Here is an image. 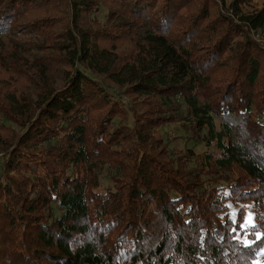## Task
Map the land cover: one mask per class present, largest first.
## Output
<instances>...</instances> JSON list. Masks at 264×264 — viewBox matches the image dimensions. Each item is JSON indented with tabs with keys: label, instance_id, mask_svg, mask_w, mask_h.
<instances>
[{
	"label": "trees",
	"instance_id": "1",
	"mask_svg": "<svg viewBox=\"0 0 264 264\" xmlns=\"http://www.w3.org/2000/svg\"><path fill=\"white\" fill-rule=\"evenodd\" d=\"M51 1L0 0V33L41 34L51 43L35 46L55 52L33 56L35 46L20 43L0 55V82L22 76L26 83L17 90L0 84V264H252L264 239L240 240L226 202L252 199L263 219L264 86L254 87L264 43L252 32L263 30L264 10L237 19L251 0H232L211 21L213 0H204L205 31L225 32L228 50L238 47L219 100L211 73L219 63L207 60L211 49L190 46L198 26L183 35L173 29L195 0H117L113 9L108 0H54L70 15L59 32L34 15ZM103 8V21L82 24ZM125 39L138 51L123 62L116 47ZM225 40L215 43L214 57ZM61 63L74 70L57 86L49 81ZM123 94L143 100L127 103ZM142 104L156 111L144 119ZM174 122L216 144L219 153L203 157L205 169L189 166L193 150L172 155L154 137ZM105 164L107 188L99 172Z\"/></svg>",
	"mask_w": 264,
	"mask_h": 264
},
{
	"label": "rangeland",
	"instance_id": "2",
	"mask_svg": "<svg viewBox=\"0 0 264 264\" xmlns=\"http://www.w3.org/2000/svg\"><path fill=\"white\" fill-rule=\"evenodd\" d=\"M226 1V6L222 4L220 0H213V2H210V5L208 6L210 12H211V21L214 20V16L216 15V12L220 11L221 12V7H224V12L228 8H230L231 1L232 0H225ZM57 1L52 0L51 3H49L48 6L42 7V10H37V12L34 14L35 16L39 17H48L49 18V23H51V27L54 25L53 28H51V31L53 32H59L64 30L68 24L70 23V15L67 13L68 10L66 9L67 4L65 3V6L63 3L61 5H57ZM204 3V0H195L194 2L188 4L185 8H183L179 12V17L175 24L173 25L174 30H180L178 32L179 35H183L182 31L185 30L189 25H194L195 27L198 26L199 31L194 34L193 38H191L190 41H193V44L190 46H195L198 47L202 50H207L211 49V57L207 60L215 61L219 63V67H213L211 69L212 73V87L215 88V93L216 91L221 92V98L223 95H225L230 88V84L232 81L231 78V71L233 67L236 66V60L234 59L232 61V55H234L238 51L237 45H234L235 48L229 49L227 48V36L225 35V32H221L220 34H217L216 36L212 32V30L208 27L207 31L206 29V22H202L203 20L200 19L201 15V8ZM106 7L109 9H113L119 3L117 0H108L106 1ZM219 6V10H217V7ZM105 8L101 9V11L98 13V15H93L91 17L85 18L83 20V25H86L87 19L92 18L93 20L99 19L100 21H103L105 19V14L106 11L104 10ZM242 12L237 16V19L240 18L241 16H248V15H253L256 13H259L260 11L264 10V0H251L248 3L242 4L241 6ZM230 11V12H229ZM227 11V13L231 14V10ZM202 23V26H201ZM217 23V22H216ZM215 23V26H218L220 29L219 25ZM88 25L91 26L92 23L88 22ZM219 33V32H218ZM225 33V34H224ZM253 36L255 37L256 41H259L261 43H264V28L263 30L260 31H253ZM18 36V37H17ZM17 36H13L12 33H0V55H3V53H12L15 47H17V44L22 43L24 44H33L34 46L39 43H46L49 45L51 41L47 39L45 36H42L41 34H30L28 36H24L21 34H18ZM187 37V36H186ZM214 37V38H213ZM219 37H225V43L220 45L219 47L216 48V50L219 51L217 55L214 57L213 56V48L215 46V43L219 39ZM213 38V39H212ZM237 41H242L243 38L241 36H238ZM38 46V45H37ZM35 46V48L32 50L31 54L33 56H42L43 53H52L55 54L54 50L52 49H45L40 50L39 47ZM138 51V44L134 39H125L121 40L117 43L116 47V52L119 56V59L128 60L131 59V57L135 56ZM18 53V52H17ZM223 54V55H222ZM31 62L34 63L33 60ZM31 66V65H30ZM7 69H10L9 65H5ZM74 70V66L72 63L69 64H56L54 65V71L52 74V78L50 79V83L54 82V85L60 86L64 83L67 73L72 72ZM96 78H99L103 80V77L98 76L96 73L91 71ZM260 78L258 82L256 83V86L254 87L256 90L259 89V87L262 85L264 86V65H262L261 72H260ZM31 76V75H30ZM17 77V78H16ZM15 81L12 80L11 78L9 79L8 76H4L2 78V81L0 84L4 88V86H10L11 89L17 90L18 88H21L22 84H26L23 81V77L16 76ZM10 81V84H9ZM27 84L29 85V88H40L41 86H37L38 84H35V82H29L28 80ZM236 82V81H234ZM259 84V85H258ZM109 85L112 86L117 91L124 92L125 88H119L118 86L114 85L109 81ZM234 85V84H233ZM243 87V86H242ZM241 87H235V94L238 92V89ZM251 88H249L250 90ZM223 92V93H222ZM125 102L129 103L131 99L135 101V103H140L141 98H139L136 95H126L123 94ZM153 99V98H152ZM151 101V99H150ZM153 101H157V99H153ZM142 114L143 118L149 117V115H145V113L149 114V111H156L155 108H151L150 105H145L142 104ZM257 113H255V120H257ZM259 119V118H258ZM144 122V121H143ZM217 122H220V119H217ZM17 129L18 126H17ZM21 129V128H20ZM154 137L156 139H160L161 141H164L163 144L167 145L168 150L171 152V154L175 153L177 156L185 157L188 155L190 150H193L195 155L193 156L194 158H191L189 166L191 168H196V167H202V161L205 153H215L218 154L219 150L216 148V144L213 143L211 146H208L206 143L201 141V136L198 133H195L189 126V124H185L184 122H174L170 124H165L163 126H158L156 130L154 131ZM163 145V146H164ZM172 154V155H173ZM2 155L3 152L0 150V162L2 160ZM102 164H100L101 166ZM195 165H197L195 167ZM103 169H99V172H101V184L103 188H107L112 185V180L110 177V172L107 169L108 165L105 164L103 166ZM190 168V169H191ZM202 169H205V167H202ZM207 170V169H206ZM240 175L239 181L245 182V175L242 174H235L233 176L234 181L237 180V176ZM238 181V182H239ZM226 205L228 207L229 205V213H230V218H232L233 221H235L236 225H239L235 230L237 231V237L242 240L245 244H250L253 242V240L258 239V236L262 235L264 236V225L261 227V224L264 223V212H262V220H258L254 211V204L252 199H243L241 201H231L229 200L226 202ZM249 214L252 217V223L248 226H245L248 221ZM223 218H226L225 214L222 215ZM234 230V231H235ZM252 264H264V245L260 248V250L257 252L256 257L253 259Z\"/></svg>",
	"mask_w": 264,
	"mask_h": 264
},
{
	"label": "snow or ice",
	"instance_id": "3",
	"mask_svg": "<svg viewBox=\"0 0 264 264\" xmlns=\"http://www.w3.org/2000/svg\"><path fill=\"white\" fill-rule=\"evenodd\" d=\"M252 223V217L251 215L249 214V217H248V221H247V224L245 226H248ZM235 230V229H234ZM258 239H264V237H261V236H258L257 237Z\"/></svg>",
	"mask_w": 264,
	"mask_h": 264
}]
</instances>
